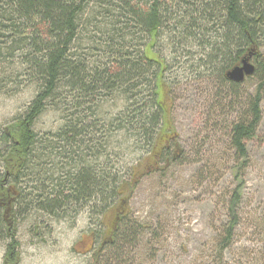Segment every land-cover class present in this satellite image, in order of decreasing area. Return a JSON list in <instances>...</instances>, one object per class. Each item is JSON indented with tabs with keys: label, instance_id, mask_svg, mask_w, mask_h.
I'll use <instances>...</instances> for the list:
<instances>
[{
	"label": "trees",
	"instance_id": "16d2710c",
	"mask_svg": "<svg viewBox=\"0 0 264 264\" xmlns=\"http://www.w3.org/2000/svg\"><path fill=\"white\" fill-rule=\"evenodd\" d=\"M152 36L169 37L198 77L210 73L242 100L230 144L247 165L248 142L263 121L264 0H0V96H15L24 77L37 86L34 101L0 130L5 264H20L18 228L29 216L75 222L86 211L103 225L113 211L114 228L96 242L95 260L107 252L120 259L145 230L130 221L132 183L121 182L109 147L125 138L141 154L137 166L151 172L182 158L170 121L169 65L148 43ZM246 58L256 67L249 78L257 90L245 98L238 92L249 78L238 84L227 74ZM105 104L122 111L105 121ZM48 112L64 124L41 133L36 127ZM232 199L217 240L222 255L240 224L239 191Z\"/></svg>",
	"mask_w": 264,
	"mask_h": 264
},
{
	"label": "rangeland",
	"instance_id": "374dc122",
	"mask_svg": "<svg viewBox=\"0 0 264 264\" xmlns=\"http://www.w3.org/2000/svg\"><path fill=\"white\" fill-rule=\"evenodd\" d=\"M147 41L155 42L154 52L169 65L166 77L173 83L174 102L170 121L182 158L166 171L151 172L147 165L137 166L141 154H134L125 138H115L109 147L121 182L132 183L128 191L130 221L145 230L120 259L107 252L95 260L92 251L96 242L114 228L113 211L105 214L103 225L92 224L86 211L75 222L29 216L18 228L20 264H264V99L263 121L256 137L248 142L244 166L245 160L230 144L231 128L240 115L237 105L242 100L210 73L198 77L200 72L187 64L190 60L169 47V37L152 36ZM261 54L264 56V48ZM24 80L15 96H0V130L34 101L37 86L27 77ZM256 87L257 81L249 78L238 94L245 98L254 95ZM122 106L105 104L109 117L103 119H112ZM63 124L58 114L48 112L36 128L46 133ZM238 191L240 224L232 246L222 255L217 240L229 222L232 197ZM7 244L0 242V264H5Z\"/></svg>",
	"mask_w": 264,
	"mask_h": 264
},
{
	"label": "water",
	"instance_id": "95a60500",
	"mask_svg": "<svg viewBox=\"0 0 264 264\" xmlns=\"http://www.w3.org/2000/svg\"><path fill=\"white\" fill-rule=\"evenodd\" d=\"M256 67L252 65L250 58H246L242 61V64L232 69L228 74L227 78L238 84H242L247 78L253 76Z\"/></svg>",
	"mask_w": 264,
	"mask_h": 264
}]
</instances>
